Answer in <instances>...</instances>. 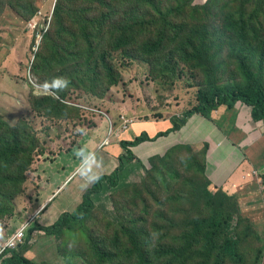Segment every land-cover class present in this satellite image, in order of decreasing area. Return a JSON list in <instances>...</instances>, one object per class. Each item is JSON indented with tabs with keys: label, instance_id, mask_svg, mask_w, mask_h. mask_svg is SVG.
I'll return each mask as SVG.
<instances>
[{
	"label": "rangeland",
	"instance_id": "rangeland-1",
	"mask_svg": "<svg viewBox=\"0 0 264 264\" xmlns=\"http://www.w3.org/2000/svg\"><path fill=\"white\" fill-rule=\"evenodd\" d=\"M158 2L162 9L160 14L149 8L141 10L142 13L136 16L140 18L130 23H125L124 19L112 23L115 40L120 37L118 31L122 28L127 31L124 47L118 51L109 50L108 61L102 68L105 80L114 84L106 91L96 89L97 83L89 82L88 75L78 70L77 81L86 89L81 91L70 86L76 77L74 68L77 60L69 57L67 62L52 69L49 57L53 43L45 39V34L55 31L66 34L68 41L77 31L76 22L82 8H89L87 15L91 17L109 15L108 8L96 0L90 7L85 0H70L60 10L55 22L57 5L51 13L52 1L35 0L36 10L32 17L47 14L34 32L28 24L25 26L26 21L15 10L23 5L26 11L33 0H0V115L11 123V128L15 127L20 139L25 140L27 151L32 149L31 165L25 170V180L18 191L13 195V189L5 187L0 192V207L7 206L10 210L7 218L0 219V245L28 222L32 231L29 243L24 242L28 248L25 257L35 262L93 264L89 246L95 240L108 251H117L119 263L127 264V257L137 256V253L131 241L122 236L124 229L134 227L145 232L138 238L143 256L152 254L159 247L180 250L183 245L194 243L190 237L192 221L210 215L207 195L218 196V200L225 195L227 200L223 199L225 206L220 224L227 228V235L238 237L232 238L238 241L237 247L227 246L232 248L233 253L236 248L240 261L235 263L228 256H219L217 250L209 255L211 258H207L209 256L205 255L204 246L199 245L187 253V256L195 253L187 264H264V185L258 169L253 170L248 185L236 187L227 180L220 188L213 189L192 165V161L200 162L202 150L193 153L201 148L197 150L191 144L184 145L191 147L192 152L179 153L168 163V167L179 170L181 175L169 177L163 174L164 181L173 182L168 186V198L160 190L156 202H152L150 196L143 192L145 185L144 179H141L145 172L141 166L145 164L146 169L150 168L147 157L157 148L140 144L135 147L136 162L126 165L128 168L125 169L121 185L100 201L94 200L96 207L87 223L88 227L76 228L86 234L79 238L67 235L55 240L57 258L52 237L33 230L37 223L48 227L61 214L75 211L84 192L80 181L86 183L88 172L107 174L106 164L101 162L100 167L96 165L99 158L93 159L89 167L79 169L84 158L89 155L96 157L102 151L100 147H108L113 141L119 146V141L125 138L122 136L125 130L130 127L133 131L132 123L142 121L143 124L160 125L171 120L179 123L184 114L198 104L200 91L210 85L215 89L224 88L227 83L237 81L238 56L249 60L252 70L260 73L264 86V61L260 62L261 58L264 60V0ZM61 4L60 1L59 6ZM169 10L174 12L169 13ZM239 17L247 22L245 40L241 43L236 41V33L226 28L229 21L236 23ZM180 23L184 24L183 31L178 27ZM109 33L110 30L96 36L94 46L97 50L102 49V38ZM192 37L207 47L202 57L203 63L190 65L181 58L180 48ZM106 45L113 46L110 42ZM67 47L72 56L75 43L71 41ZM154 47L158 49L154 51ZM205 57L209 58L205 62L207 67ZM56 77H66L70 81L66 90L56 96L52 90L44 92L41 88L42 94H37V86ZM42 97L58 101L68 109V114H63L61 107L53 117L43 110L30 111L32 100ZM241 109L237 107L236 111ZM236 115L232 116V120L224 110L222 117L226 123L233 125ZM218 120V128L228 133V127H224L219 117ZM258 127L264 131V123ZM241 133L239 141L235 136L230 140L234 146H242L248 137L247 132ZM180 134L181 131L174 137L178 139ZM128 135L131 136L130 131ZM32 141L36 143L31 145ZM169 143L170 140L166 142ZM201 145L196 147H202L204 143ZM83 151L80 160L78 157ZM155 155L159 154L150 158ZM19 159L25 162L28 158L21 156ZM184 163L190 167L184 166ZM16 165L13 169L3 170V176L8 178L16 174L14 181H17ZM61 166L65 168L61 169ZM76 169L79 172L71 177ZM246 169L251 173V167ZM232 173H240V167L227 172L225 176ZM216 184L219 185L218 182ZM136 190L147 201L144 207L139 200H136L134 207L129 206ZM52 194L53 197L47 201ZM116 232L121 237L124 252L113 248L110 242Z\"/></svg>",
	"mask_w": 264,
	"mask_h": 264
},
{
	"label": "trees",
	"instance_id": "trees-1",
	"mask_svg": "<svg viewBox=\"0 0 264 264\" xmlns=\"http://www.w3.org/2000/svg\"><path fill=\"white\" fill-rule=\"evenodd\" d=\"M34 1L35 0H33V4L31 3L26 8V11L23 8V5H19L15 8L16 12L23 20L27 21L35 13L36 8ZM60 1L62 4L59 6ZM68 1L70 0H59L57 3L55 22L59 17L60 10L64 5H67ZM85 1L90 7L91 3H93L95 0ZM96 1L102 6L108 8L109 15L100 14L97 17H91L87 15L90 9L88 8L85 10L82 8L80 10L81 13L79 15V20L76 22L77 31L74 35L70 36L68 41H66V34L56 33V31L55 33L49 32L45 34V39L53 43V51L49 57V64L51 65L52 69H55L58 64L67 62L69 57H73L77 60V64L74 68L76 77H74V82L73 84H70V86L73 89L81 91L82 89H86L83 88L77 81L78 70L83 71L85 75H88L87 79L89 82L97 83L96 89L106 91L110 85L114 84H109V82L105 80L102 73V68L105 66L104 63L108 61L107 52L109 50L118 51L124 47L127 31L125 28H122L120 31H118L120 37L115 40L113 38L114 34L111 26L112 23L121 19H124L125 23H130L131 21L140 18L136 16L142 13L141 10H147L149 8L153 9L159 14L162 11L158 0ZM168 12L173 13L174 11L169 10ZM246 26V20L243 17H239L236 19V23L229 21V24L226 28L227 30L234 31L236 33V41L241 43L245 40ZM178 27L183 31L184 24L180 23ZM108 30H110V33L102 38V49L97 50L96 46H94L96 36L99 33H105ZM223 31L225 33L227 32L225 29H223ZM188 40L189 41H187L180 48V51H182V60L190 65L201 62L203 63L202 57L204 54H206V45L193 37L192 39ZM71 41H73L76 46L75 53L72 56L69 55L67 47ZM109 42L113 44L112 47H107L106 44ZM157 49V47H154L153 50L156 51ZM176 49L178 50V48ZM208 59V57H205L204 63L208 61ZM262 61L264 60L261 58L260 62ZM236 70V82L227 83L224 88L219 89H215L210 85L206 89L200 91L197 95L198 104L195 107L189 109L184 114V117L180 119L179 123L171 120L168 122L171 125L169 129L157 132L153 136H150L146 131H142L138 133L137 136H135L132 140L121 139V141H119L121 155L118 157L119 165L117 169L108 175L99 176L100 178L98 182L93 183L91 187H89L82 194L81 203L75 209V211L61 214L57 221L48 227L41 226L37 223V227H35L33 230L41 231L45 236L52 237L55 257L57 248L55 240L67 235L73 236L75 238H79L80 235L84 236L86 233L76 228L78 226L83 227V229L88 227L87 223L91 218L94 208L96 207L94 200L100 201L103 196L121 185L122 177L126 172V167L128 168L129 165L136 162V156L133 154L132 148L142 144L143 142H154L158 138L167 137L171 133L179 131L183 126L186 125L187 120H190L195 116L205 118L206 120L215 123L217 127H220L217 115L214 113L216 110L220 111V109L226 110V112L230 114V117H232L235 113L238 114L240 112L249 111L252 122L256 123L264 121V86L260 79V73L253 71L249 65V60L247 61L246 58L241 56L237 57ZM34 99L30 105L31 110L34 109L35 112L38 110H43L47 112L48 116L53 117L55 111L61 107L63 114H68V109L63 107L58 101H55L51 97ZM237 107H242V109L237 112ZM9 124L11 123L0 115V192L2 188L10 187L13 189L14 195L25 180V170L29 167V165H31L30 157L32 154V149L31 151H27L26 147L24 146L25 140L22 141L15 133V127L11 128ZM35 143V141H32L31 145ZM191 147L197 150L201 148L197 152L193 153H199L202 150L200 162L198 163V160L192 161V165L195 166L196 171L202 173L211 188H218V186H215L211 183L206 175V162L208 160L209 145L204 143L202 147ZM191 147L184 144L172 146L163 155H156L147 159V162L150 166L149 169H146L145 164L141 166L145 172L144 177L141 179H144L145 185L143 192L150 196L152 202H156L160 190L162 191V195L168 198V186L173 182L164 181L163 174L169 177L181 175L179 170L168 167V163L179 153L192 152ZM21 156L27 157L28 159L23 162L19 159ZM15 164L17 165L14 170L18 173L19 179L14 181L17 179L16 174L5 178L3 176V170L13 169ZM183 165L190 167L187 163H184ZM261 168L264 170V166ZM261 179L264 185V172ZM223 199L227 200V197L223 195L222 199L218 200V196L216 197L210 194L207 195L206 204L211 210L210 215L192 221L190 237L193 239L192 241H194V243L193 245L185 244L180 250H175L174 248L168 246L159 247V249H157L152 254L143 256L139 249L138 238H141L145 232L142 229L135 230L134 227H127L124 229L122 236L131 241V245L137 253V256L131 254L133 257H127L129 261L127 264H187L190 259L195 257V253L189 256H187V253L192 250L193 247L199 245L204 246V252L206 256H209L215 250H217V254L219 256H228L230 257L231 261L238 263L240 260L235 251L236 248L234 249L233 253L232 248L227 246L230 245L232 247H237L238 241H233L232 238L238 239V237H230L229 233L227 235V228L224 227L223 223L220 224V217L223 213V207L225 206ZM136 200H139L143 207L145 206V202H147L141 197L139 190L134 192L129 206L134 207ZM9 214L10 210L7 206L0 207V219L7 218L6 216ZM159 219L161 220V218ZM156 224L157 223H153V225ZM29 234L30 231L24 235V242L29 239ZM110 242L113 245V248L124 252L121 237L117 234V232L114 234L113 239L111 238ZM27 249L28 248L26 247V244H18L14 250L6 252L7 256L0 257V264H54L52 261H40L39 263H36L32 259L25 257V252ZM89 252L93 260V264H121L119 263V253L117 251H108L98 241L94 240L90 243ZM207 258L211 257L209 256Z\"/></svg>",
	"mask_w": 264,
	"mask_h": 264
},
{
	"label": "crops",
	"instance_id": "crops-1",
	"mask_svg": "<svg viewBox=\"0 0 264 264\" xmlns=\"http://www.w3.org/2000/svg\"><path fill=\"white\" fill-rule=\"evenodd\" d=\"M222 114H224V110L220 109V112L216 115L217 118L219 117L221 123H224V127H228L230 130L228 133H225L221 128H218L215 123L210 122L202 117L195 116L194 118L187 120L186 125L183 126L179 131L171 133L167 137L158 138L154 142H143L140 146L157 148L156 151L152 152L147 157V159H149L151 155L163 154L166 150L175 145L191 144L193 147H196L197 145L199 146L203 143H206L209 145L208 160L206 162V175L211 183L215 186H221L225 183V181L229 180V184L236 187L247 184L251 180L250 178H252V174L246 169V167H251L252 172L254 169H258L257 171H260L261 167L264 166V131L260 130L258 127V125H261L264 123V121L253 123L250 120L249 111H244L238 113L235 118V123L230 125L226 123L225 118L222 117ZM132 124H134V126L132 125L133 131H131L129 127L127 130H125V133L122 134V136H125V140H132L135 136H137L138 133L142 131H146L150 136H153L157 132L165 131L171 127L168 122H164L160 125H153L152 123L143 124L141 121H139ZM128 131L131 132V136L128 135ZM180 131V137L176 139L174 136H176ZM241 131L247 132L248 137L243 141L242 146H234L230 140L233 136H235L237 139L241 138ZM169 140L170 143L166 144V142ZM239 140L240 139H238V141ZM107 146L108 147L103 148L100 147V150L102 151L97 154L96 157L94 155H89L88 157L84 158L83 163L79 166V169L89 167L93 159L95 160L96 158H99L96 163L98 167L101 166V162L106 164L108 167L106 170L108 171L107 174L101 175H108V173L110 174V172L112 173L115 169H117L119 165L118 157L121 155V149L119 146H117L116 141H113L111 145L109 143ZM245 147H248V149ZM132 151L135 155V147L132 148ZM242 152L247 158L245 156L241 158ZM83 155L84 151L81 157L78 158L82 160ZM213 160L215 162V167L212 165ZM255 166L258 168H255ZM237 167H240V173H232L228 177L225 176L229 170H233ZM64 168V166H61V169ZM79 169H76L71 177L78 173ZM89 173L101 176L96 171H90L85 176L86 181ZM71 177L68 178L67 181L71 179ZM217 182L219 185L216 184ZM252 182L253 181H251V183ZM83 184L85 183L80 181V185L82 186ZM91 185L89 187H91ZM85 191L86 190H84V192ZM53 195L54 194H52L47 201H49ZM43 206L48 207V205Z\"/></svg>",
	"mask_w": 264,
	"mask_h": 264
},
{
	"label": "clouds",
	"instance_id": "clouds-1",
	"mask_svg": "<svg viewBox=\"0 0 264 264\" xmlns=\"http://www.w3.org/2000/svg\"><path fill=\"white\" fill-rule=\"evenodd\" d=\"M48 1H52V4H51L52 7L50 9V11L52 13L59 0H48ZM46 14H47V12L45 14H43V15L36 14L34 17L29 18L25 22V26L27 27V24H28L29 27L32 29V31L35 32L36 29L38 27H40V25L44 22V18L46 16ZM69 83H70V81L66 77H56V78H53V80L51 82H47L46 81V82H44L43 85L37 86V94H42L40 92V89L42 88L44 90V92H48L49 90H52L54 92V94L56 96H58L60 92H62V91H64V90L67 89ZM30 111H32V110L30 109ZM219 112L220 111L216 110L214 113L215 114H218ZM249 115H250V113H249ZM250 120H251V118H250ZM251 122H252V120H251ZM253 123H255V122H253ZM243 156L246 157V155L242 152L241 158H243ZM213 163H214V165H213ZM212 165H213V167H215L214 160L212 162ZM235 169L236 168H234L233 170H229L228 172H232ZM257 172H259L260 176H262L264 170H263V168H261V170L260 171H257ZM251 174L253 175V171L251 172ZM99 178L100 177L98 175H93V174L89 173L88 176H87L86 183L82 185V190H87V188L91 184L98 182ZM220 187L221 186H218V188H220ZM28 226H29V223L28 222L25 223L18 230H16L13 234H11V236L7 239V241L3 245H0V257L7 256L6 252L7 251L14 250L17 247L18 244H24V240H23L24 234H27L28 231H30V233H31V231H32L31 230L32 227H28ZM39 232H41V231H39ZM0 238H2V231H0ZM30 239L31 238L29 237L28 240L30 241ZM29 241H28V243H29ZM36 263H39V262L37 261Z\"/></svg>",
	"mask_w": 264,
	"mask_h": 264
}]
</instances>
